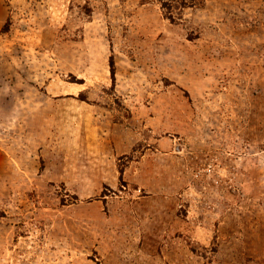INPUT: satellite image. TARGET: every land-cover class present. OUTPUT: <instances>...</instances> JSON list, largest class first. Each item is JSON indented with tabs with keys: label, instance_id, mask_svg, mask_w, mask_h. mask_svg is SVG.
Masks as SVG:
<instances>
[{
	"label": "rangeland",
	"instance_id": "rangeland-1",
	"mask_svg": "<svg viewBox=\"0 0 264 264\" xmlns=\"http://www.w3.org/2000/svg\"><path fill=\"white\" fill-rule=\"evenodd\" d=\"M0 264H264V0H0Z\"/></svg>",
	"mask_w": 264,
	"mask_h": 264
},
{
	"label": "trees",
	"instance_id": "trees-1",
	"mask_svg": "<svg viewBox=\"0 0 264 264\" xmlns=\"http://www.w3.org/2000/svg\"><path fill=\"white\" fill-rule=\"evenodd\" d=\"M147 1V0H146ZM162 7L170 12H173L174 9H183L188 6H195L202 3L203 0H160ZM169 18H172V13L167 14Z\"/></svg>",
	"mask_w": 264,
	"mask_h": 264
}]
</instances>
